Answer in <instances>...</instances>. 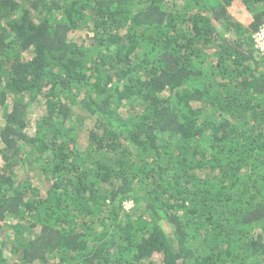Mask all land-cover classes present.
<instances>
[{"label": "trees", "instance_id": "trees-1", "mask_svg": "<svg viewBox=\"0 0 264 264\" xmlns=\"http://www.w3.org/2000/svg\"><path fill=\"white\" fill-rule=\"evenodd\" d=\"M263 26L264 0H0V264H264Z\"/></svg>", "mask_w": 264, "mask_h": 264}, {"label": "built area", "instance_id": "built-area-1", "mask_svg": "<svg viewBox=\"0 0 264 264\" xmlns=\"http://www.w3.org/2000/svg\"><path fill=\"white\" fill-rule=\"evenodd\" d=\"M256 46L264 52V26L254 35Z\"/></svg>", "mask_w": 264, "mask_h": 264}, {"label": "rangeland", "instance_id": "rangeland-1", "mask_svg": "<svg viewBox=\"0 0 264 264\" xmlns=\"http://www.w3.org/2000/svg\"><path fill=\"white\" fill-rule=\"evenodd\" d=\"M242 21H244L245 19H241ZM35 111H39L38 109H35ZM39 115L38 112H34V117H31V120L34 122L35 118H37V116Z\"/></svg>", "mask_w": 264, "mask_h": 264}]
</instances>
